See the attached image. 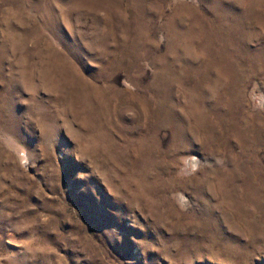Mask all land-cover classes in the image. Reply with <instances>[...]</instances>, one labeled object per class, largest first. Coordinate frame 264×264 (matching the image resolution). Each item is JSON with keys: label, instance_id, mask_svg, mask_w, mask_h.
<instances>
[{"label": "rangeland", "instance_id": "rangeland-1", "mask_svg": "<svg viewBox=\"0 0 264 264\" xmlns=\"http://www.w3.org/2000/svg\"><path fill=\"white\" fill-rule=\"evenodd\" d=\"M0 264H264V0H0Z\"/></svg>", "mask_w": 264, "mask_h": 264}]
</instances>
